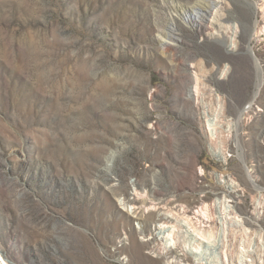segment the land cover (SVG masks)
Returning <instances> with one entry per match:
<instances>
[{"label":"rangeland","instance_id":"obj_1","mask_svg":"<svg viewBox=\"0 0 264 264\" xmlns=\"http://www.w3.org/2000/svg\"><path fill=\"white\" fill-rule=\"evenodd\" d=\"M194 1L0 0L7 264H175L158 212L198 204L211 244L264 245V0H221V31ZM222 199L242 222L220 225Z\"/></svg>","mask_w":264,"mask_h":264},{"label":"bare ground","instance_id":"obj_2","mask_svg":"<svg viewBox=\"0 0 264 264\" xmlns=\"http://www.w3.org/2000/svg\"><path fill=\"white\" fill-rule=\"evenodd\" d=\"M192 8L194 10V16L209 29L221 31L222 26L217 23L219 11L221 9V0H195L192 4ZM235 26L228 27L225 32L231 34V37H229V45L232 48H235V41L232 37L237 29ZM262 30L264 31V27ZM174 40L175 37L171 34V31H167L164 33L162 43L170 45ZM260 85L259 83L258 89ZM216 99L220 101L219 97H216ZM251 104L252 102H250V105ZM203 114L204 117L207 118L206 122H208V126L211 128V134L214 135L218 118L213 117V115L209 117L210 115L206 113ZM216 155H220V152L216 153ZM137 202L141 204L137 206ZM228 202L229 201L222 199L216 204L212 203L211 205V210H213L216 215L218 214L221 216L219 220L221 226L226 223L242 222V219L237 215L233 206ZM256 205L255 213L258 217V209L262 208L263 204L258 201ZM123 206L127 212L136 214L139 207H144L145 203L144 200H140L139 197L134 194L127 202L123 203ZM149 206L145 208L148 209L150 208ZM179 211L184 214L183 217L179 216V213L170 210L168 207H162L157 215L159 224L156 228V234L162 241V248L159 250H162V253L171 249H176L179 252L175 264H264V245L257 241V239H251L253 244L249 246V248L246 246L247 248L245 250H239L237 255H234L222 246L217 245V247L211 244V242L203 236L204 228L207 223L210 222L209 215L207 216L206 214L208 211L207 205L198 204L194 209H188L186 211L179 209ZM246 241L247 240H245V243ZM241 244L243 245L244 243ZM248 245L250 244L248 243ZM0 264L7 263L0 257Z\"/></svg>","mask_w":264,"mask_h":264}]
</instances>
